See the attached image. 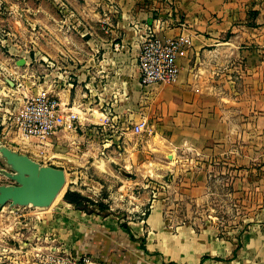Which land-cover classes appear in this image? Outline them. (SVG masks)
Masks as SVG:
<instances>
[{
	"label": "crops",
	"instance_id": "crops-1",
	"mask_svg": "<svg viewBox=\"0 0 264 264\" xmlns=\"http://www.w3.org/2000/svg\"><path fill=\"white\" fill-rule=\"evenodd\" d=\"M69 4L62 31L33 35L31 52L15 49L32 96L50 93L62 103L56 133L43 143L24 140L0 123V137L36 161L33 154L66 147L55 167L67 175L98 153L109 156L124 170L120 186L138 170L157 192L135 221L64 201L46 216L52 230L76 257L98 264H264V0ZM153 33L181 42L179 75L146 88L139 54ZM143 120L144 131L133 134ZM205 203L204 225L175 220L197 219Z\"/></svg>",
	"mask_w": 264,
	"mask_h": 264
},
{
	"label": "rangeland",
	"instance_id": "rangeland-1",
	"mask_svg": "<svg viewBox=\"0 0 264 264\" xmlns=\"http://www.w3.org/2000/svg\"><path fill=\"white\" fill-rule=\"evenodd\" d=\"M73 1L75 0H0V104L4 105L5 101L10 102L11 99L24 96L22 93H16L6 79L23 82L26 85L25 92L29 96L32 95L31 81L23 77L25 75L23 68L15 66L17 58L15 49L31 52L32 48L26 42L30 41L33 35L47 37L46 33L54 27L66 26L65 23H68V18L71 16L69 2ZM13 106H15L14 103L11 107ZM36 143L38 142L34 145H38ZM65 148L59 147L56 153L46 154V157H38L34 154L33 156L42 164L58 166L64 160L63 153L69 152L65 151ZM95 152L96 150L93 153ZM74 154L81 160L79 153L74 152ZM110 156L115 161L116 153H110ZM111 163L114 162L109 156L98 153V156L90 158V164L93 166L90 164L88 168L82 164L73 166L68 170L64 191L48 210L9 209L8 206L0 210V264H74L78 260L82 264L84 257L95 261L89 256L76 257L60 239V231L58 233L56 229L52 230L54 221L46 218L50 213L60 209L68 190L89 195L95 202L103 203L108 208L101 210L97 206L91 207L90 209L94 211L103 214L109 211L124 214V219L129 221L138 220L142 214L145 217L157 187L149 185L147 188L144 185V176H141L142 171L138 170L132 171L131 174L135 181L130 184L121 182L123 183L121 187L117 174H123L124 170L121 171L120 166ZM145 174L147 176L146 172ZM7 181L0 176V182ZM192 204L189 203V205ZM184 208L187 209L186 206ZM198 209L202 212L197 219L179 216L175 220L193 221L204 225L207 222V204H202Z\"/></svg>",
	"mask_w": 264,
	"mask_h": 264
},
{
	"label": "built area",
	"instance_id": "built-area-1",
	"mask_svg": "<svg viewBox=\"0 0 264 264\" xmlns=\"http://www.w3.org/2000/svg\"><path fill=\"white\" fill-rule=\"evenodd\" d=\"M180 41H162L156 34H149L141 44L139 54V73L141 83L146 88L171 84L179 75L177 64L180 52ZM17 97L0 104L1 126L7 127L24 140L37 139L48 141L60 125L61 101L50 93H40L29 96L24 92L26 85L15 82ZM14 96V95H13ZM12 103L15 106L11 107ZM147 122L141 121L132 128L133 134H138L146 128ZM80 260L74 264H80ZM82 264H98L84 257Z\"/></svg>",
	"mask_w": 264,
	"mask_h": 264
},
{
	"label": "water",
	"instance_id": "water-1",
	"mask_svg": "<svg viewBox=\"0 0 264 264\" xmlns=\"http://www.w3.org/2000/svg\"><path fill=\"white\" fill-rule=\"evenodd\" d=\"M26 60L17 62L18 67ZM11 87L14 81L6 79ZM0 176L8 180L0 183V210L13 208L50 209L67 184L65 169L42 164L26 154L8 147L0 137Z\"/></svg>",
	"mask_w": 264,
	"mask_h": 264
},
{
	"label": "trees",
	"instance_id": "trees-1",
	"mask_svg": "<svg viewBox=\"0 0 264 264\" xmlns=\"http://www.w3.org/2000/svg\"><path fill=\"white\" fill-rule=\"evenodd\" d=\"M64 201L68 204L74 206L77 210L94 213V210L90 209L91 207L97 206L101 210L108 209L103 203H97L93 199L83 195L78 191L68 190L64 196Z\"/></svg>",
	"mask_w": 264,
	"mask_h": 264
},
{
	"label": "bare ground",
	"instance_id": "bare-ground-1",
	"mask_svg": "<svg viewBox=\"0 0 264 264\" xmlns=\"http://www.w3.org/2000/svg\"><path fill=\"white\" fill-rule=\"evenodd\" d=\"M58 198H59V197H58ZM58 198H57V199H58Z\"/></svg>",
	"mask_w": 264,
	"mask_h": 264
}]
</instances>
